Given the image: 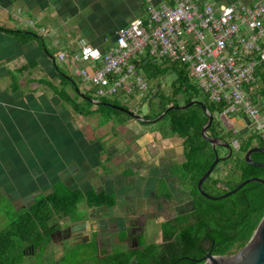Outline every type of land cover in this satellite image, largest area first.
Masks as SVG:
<instances>
[{"label": "crops", "instance_id": "0c3cea01", "mask_svg": "<svg viewBox=\"0 0 264 264\" xmlns=\"http://www.w3.org/2000/svg\"><path fill=\"white\" fill-rule=\"evenodd\" d=\"M23 1L26 5L34 1L35 6L42 10L48 9L49 5L53 4V0ZM148 1L141 0L137 3V0H134L124 7L120 5L119 10L122 12L118 11L119 22H123L122 19H127L131 15L128 13L132 11L130 7L135 6L137 12L142 10L145 12L146 3H150ZM167 1L169 0H152V3L159 5ZM205 1L222 5H248L256 0ZM2 2L0 5L3 6ZM7 10L4 8V11ZM29 10L23 11L27 14ZM10 25L6 28L18 29L12 23ZM38 25L45 29L44 24ZM3 39L5 42L8 41V45L2 44L3 50L0 51L2 54L0 84L6 76L9 83L5 88H0V169L4 168V173L8 175L9 181L6 186L10 192L4 191V193L9 201L15 203V206L12 205L14 211L31 206L37 198L53 193L58 186L83 193L89 191L105 193L115 197V206L90 208L84 201L90 221L84 219L73 222L70 217H65L71 222L69 235L72 237L71 234L82 233L91 238V233L108 234L110 227L117 225L122 233L117 235V239L124 243H128L126 229L132 220L142 221L139 227L141 235H144L147 221L153 219L157 222V231L161 234L162 240L163 223L194 211L190 184L186 186L174 170L176 166L182 167L186 162L182 138L165 128L155 129L126 116V119L137 121L144 126L134 134L129 143L130 149L127 151L120 148L122 143L117 140L118 129L113 120L109 122L110 131H103L109 123L101 125L102 127L97 130V136L93 137L82 132L80 128V131L72 130L67 122H72L74 114L77 113L49 86L40 82L47 79L57 85L49 75L50 70L52 73L50 60L44 56L39 44L33 42L19 46L12 37L0 34V40ZM78 39H82V36ZM56 42L60 43V41H53L59 51L74 47L76 44L72 41L71 44L66 42L63 46ZM7 49L9 50L6 51ZM13 50L15 53L12 52ZM42 59L46 62V70L41 67ZM32 61H37L40 65L20 74V90L12 91L10 73ZM88 92H90L89 88ZM69 94L72 95L70 92ZM98 120L101 121L100 116ZM72 125L74 126L73 123ZM228 125L232 126L231 123ZM111 134L113 137L110 138ZM100 138L104 139L103 142L99 140ZM223 150L225 154L227 150L224 148ZM101 166L107 168L103 170L100 169ZM228 170L229 168L225 169V172ZM166 213H170V216ZM70 236L67 239H70ZM137 246H129V249ZM114 250L112 248L111 251Z\"/></svg>", "mask_w": 264, "mask_h": 264}, {"label": "trees", "instance_id": "16d2710c", "mask_svg": "<svg viewBox=\"0 0 264 264\" xmlns=\"http://www.w3.org/2000/svg\"><path fill=\"white\" fill-rule=\"evenodd\" d=\"M37 27L40 28L39 25ZM0 34L12 37L19 46H26L33 42L39 44L44 56L50 60L51 77L57 78L59 85H54L47 79L40 80V82L49 86L77 114L86 117L99 115L101 116L100 125L109 123L119 115L134 119L108 105L96 106L83 99L76 90L80 89L79 85L63 73L57 63L56 56L47 48L45 38L36 30L29 28L7 29L0 25ZM39 65V62L32 61L10 73L11 90L18 92L21 87L19 84L20 74ZM142 69L147 78L154 82L153 92L148 99L149 107L151 109L153 101L158 100L159 110L154 116L148 113L142 117L155 120L166 112L160 121H166L168 131L184 140L186 162L181 168L192 176L190 194L195 208L191 213L178 216L162 224L163 242L161 244L151 243L142 246L138 242L136 248L127 251L114 250L105 256H101L97 248L96 264H132V262H134L133 264H200L196 262V259L203 257L206 252H211L213 255H235L250 241L264 217V184L250 183L236 194L219 201L202 196L198 189L200 178L209 170L216 159V154L223 157L228 152L221 154L219 149L222 147L215 151L203 137L202 129L209 118L202 106L193 105L185 110L168 109L186 105L194 100L201 101L214 115V121L208 129L207 135L220 138L230 145L231 140L239 144L238 151L234 150V155L230 159L234 160L233 165L235 166H230V168L222 166L216 170L217 166L214 170L216 174L211 175L203 184L204 190L211 196H213L211 190L225 187L224 179L216 176L223 167L229 168L226 172H229L227 176L235 173L242 177L239 184L249 178L264 176V169L250 166L247 164L245 156H242L255 146L264 147V141L252 131L248 133V128L243 129L240 134L224 135L221 124L216 119L223 112L224 105L214 103L203 95L188 71L181 68L179 64L163 66L144 61ZM171 71L174 72L175 78L172 80L170 93H167L163 83ZM257 79L256 84L259 85V89L257 94L253 95L254 102L264 103V66L257 72ZM69 86H72L77 97L69 94L67 90ZM92 92L95 95L94 91L85 93V95L88 98L96 99L97 96L95 95V97ZM97 99L128 109L116 100L110 102L106 98L98 97ZM94 107L96 109H93ZM261 109L264 113V107L261 106ZM137 114L141 116L139 111ZM142 124L147 125L148 123L142 122ZM253 158L264 162V154H255ZM239 184L228 186V190H225L224 194L232 191ZM84 201L90 208H112L116 204L115 197L105 193L98 194L95 191L83 193L79 190L71 191L58 187L53 193L37 198L31 206L20 211L13 210V215L6 211L9 224L0 232V264H26L25 261L29 255L25 254L24 249L27 245H33L36 253L38 250H45L47 245L52 242L51 234L60 228L58 221L53 222V220L57 219L56 217H70L73 222L82 221L83 219L77 217L76 213L79 204Z\"/></svg>", "mask_w": 264, "mask_h": 264}, {"label": "built area", "instance_id": "2783aa9c", "mask_svg": "<svg viewBox=\"0 0 264 264\" xmlns=\"http://www.w3.org/2000/svg\"><path fill=\"white\" fill-rule=\"evenodd\" d=\"M56 60L75 67L97 97L135 96L144 103L154 82L142 69L143 62L179 64L203 95L224 105L221 120L233 124L237 115L264 141V103H255L253 97L259 89L257 72L264 66V0L248 5L151 2L143 17L117 32L115 45L105 52L81 39L60 50ZM168 76L175 78L172 71Z\"/></svg>", "mask_w": 264, "mask_h": 264}, {"label": "rangeland", "instance_id": "374dc122", "mask_svg": "<svg viewBox=\"0 0 264 264\" xmlns=\"http://www.w3.org/2000/svg\"><path fill=\"white\" fill-rule=\"evenodd\" d=\"M0 1H4L2 2L4 3V5H0V24H2V26L5 28L10 27V24L12 23L13 26L17 27L18 29L29 28L36 30L41 36L45 38L47 48L51 53H54L55 56H57L60 51L55 46L53 41L59 40L60 43H56L58 45L63 44L64 46L66 42L70 43L72 41L76 42L77 40H81L78 39L81 36L82 39L86 40L87 42L89 41L94 47H97L102 52H105L107 49L115 45L117 32L123 26L130 24L132 21H134L135 18L141 16L143 17L145 15V12L143 10L141 12H137L136 9H134L135 6L134 8L130 7L132 11L128 13L131 15L127 19H122L124 20L123 22H119V14L122 12V10H119L120 5L121 7H124L126 4L134 0H53V4H50L48 9L45 10H42L41 8H39V10L38 7L35 6L34 1L29 2V4L27 5L23 0ZM140 1L141 0H137V3H139ZM148 2L151 3L152 0H149ZM4 8H7L8 10L4 11ZM29 9H31V11ZM23 10H29L27 12L28 15ZM118 11H120V13ZM126 16H128L127 12ZM38 24H44L45 29H43V27L38 28ZM42 32L48 36L44 35ZM51 34L53 35L51 36ZM0 44V51H2V44L8 45V41L5 42V39L0 40ZM8 50L9 49H7L6 51ZM12 52L15 53L14 50ZM1 56L2 54L0 53V57ZM58 64L60 65L63 73L72 78L79 85L81 91L88 93V88L90 85L83 82L82 79L76 74L75 67L61 63ZM41 67H44V69L46 70V62L43 59L41 60ZM45 72L47 75V71ZM49 75L51 74L49 73ZM51 80H53L55 84L59 85L57 78L52 77ZM172 80L173 77L168 76L166 78V81L163 83V86L167 93H170ZM8 83L9 79L6 76L4 77V79H2L0 88H5ZM45 89L47 88L45 87ZM67 90L73 95V97H77L72 86L67 87ZM92 94L94 95V93ZM97 98L98 97H96V100ZM106 99L110 102L116 100L121 105L126 106L130 111L136 113L139 111L141 113V116H144L148 113L151 116H154L159 111L157 106L158 100L153 101V107L150 109L148 102L144 103L142 101H139V99H137L135 96H122L120 98L115 97ZM98 118L99 116L97 115L93 116L92 118H84L79 114H74V120L67 123L72 130L75 129V131H80L81 129L82 132L84 131L88 136L91 135V137H93L97 136V130L102 127ZM232 118L235 119V122L231 126L228 125L230 123L226 124L223 120H221L220 116L216 117V119L219 120L221 124V130L224 135L228 136L230 134H240L244 127V124L239 121L240 118L237 115L232 116ZM113 122L118 129L116 135V137L118 138L117 140L122 143L120 148L127 151L128 149H130L129 143L132 141L134 134L138 130H142L144 126L140 125L137 121L126 119L124 115L115 116ZM72 123L74 124V126L72 125ZM146 126H152V128L155 129L165 128L168 131V125L166 121L152 122L150 124H147ZM110 128L111 123L105 126L103 131H110ZM111 137H113L112 134L110 135V138ZM99 140L103 142L104 139L100 138ZM230 143L234 147L235 152H237L238 148L235 145V141L231 140ZM219 150L221 154H224V150L222 148H220ZM242 156L244 155L242 154ZM76 159H78V156H76ZM233 162L234 160L222 162L218 165L216 170L226 164H228L229 166L227 167L230 168V166L233 165ZM101 167L100 169L103 170L107 168V166ZM225 169L227 168L223 167L220 173L222 174ZM3 170L0 169V232H2L9 224V219L5 212L8 211L10 214L12 213L11 215H13L12 205L14 204L13 206H15V203L9 201L6 194L4 193V191H10L6 186V183L9 181L8 175L4 173ZM174 170L177 172L178 176L186 186L191 184V175H188L179 166H176ZM215 172L212 174V176L216 174ZM220 173L216 176L223 177V174L221 175ZM241 180L242 177L240 175L231 173L223 180V184L225 185V187L221 189H213L211 190V193L216 197L221 196L224 194L225 190H228V186L232 187L236 184H239ZM85 206L86 205H84V202H81L79 204L76 216L81 217L83 220L86 219L90 221V216L89 213L85 210ZM56 218L57 219H54L53 222L58 221V224L60 226L62 225L61 227L63 228H67L71 225V222L66 218ZM135 221L140 223V220ZM71 235L75 238L72 243L67 238H65L63 241H52L47 245L45 250H38L34 256L27 257L25 261L26 264L34 262L37 264H96V250L99 247L101 256H105L106 254L111 253L112 248H114L116 251H127L129 249V245L127 243L118 241L117 235H112L110 238H107V234L104 233H102V235H98L100 246L98 245L97 234L91 233V238L89 236H84L82 233ZM122 238H124V235H122ZM151 243H162L161 234L159 233V231H157V222H155L153 219H149L147 221L146 232L139 238V244L142 246Z\"/></svg>", "mask_w": 264, "mask_h": 264}, {"label": "water", "instance_id": "95a60500", "mask_svg": "<svg viewBox=\"0 0 264 264\" xmlns=\"http://www.w3.org/2000/svg\"><path fill=\"white\" fill-rule=\"evenodd\" d=\"M78 94L83 98L94 105H105L110 106L111 108L115 110H119L123 113L128 114L132 118L140 121V122H146V123H152V122H158L160 121L165 115L166 112L162 113L157 119L155 120H148L144 117L140 116L139 114L132 112L122 106L107 104L103 101L88 98L79 88L76 89ZM193 105H200L202 106L203 110L206 112L209 121L204 125L202 129V135L205 138L207 142L211 144L213 149L216 151L217 148L222 147L228 151V154L226 156L221 157L219 154H216V159L209 168V170L200 178L198 182V189L202 196L206 197L207 199L219 201L226 199L234 194H236L238 191L242 190L245 186H247L250 183H259L264 184V179L261 178H249L245 181H243L241 184H239L235 189H233L230 192H227L221 196H211L209 195L203 188V184L207 181V179L213 174V171L215 168L222 162H225L227 160H230L234 155V147L230 145L227 142H224L222 139L217 137H210L207 135L208 129L211 127L213 121H214V115L209 111L207 106L204 105L203 102L194 100L186 105H182L180 107H170L168 110L172 109H182L185 110L188 107H191ZM246 124L249 125V120L246 119ZM254 154H264V147H253L251 148L245 155V160L249 165L258 166L261 168H264V164L262 163H256L253 161L252 156ZM195 206V205H194ZM51 238L54 242L56 241H62V234L61 233H53L51 235ZM202 264H264V217L260 221L257 229L254 232V235L250 239V241L235 255H213L212 253H208L204 259L202 260ZM134 262H132L133 264Z\"/></svg>", "mask_w": 264, "mask_h": 264}, {"label": "flooded vegetation", "instance_id": "af4514ba", "mask_svg": "<svg viewBox=\"0 0 264 264\" xmlns=\"http://www.w3.org/2000/svg\"><path fill=\"white\" fill-rule=\"evenodd\" d=\"M248 133L251 131L250 129H248ZM255 155V154H254ZM254 155L252 156V159L254 162L256 163H262L264 164L263 161H259V160H255L253 157ZM225 156V155H224ZM245 156V155H244ZM222 157V156H221ZM248 164V163H247ZM224 166H229L228 164L224 165ZM231 166H235V165H231ZM250 166H253V165H250ZM253 167H258V166H253ZM261 168V167H259ZM216 169V168H215ZM264 169V168H262ZM214 172V171H213ZM221 171L218 172V174L220 173ZM229 173V172H228ZM228 173H226L225 171L222 172L223 174V177H220L222 179H225V177L228 175ZM221 174V173H220ZM221 174V175H222ZM256 178H261V179H264V176H258ZM162 199V198H161ZM167 216H170V213H166ZM138 223V224H137ZM142 221L140 220V223L137 222V221H134L132 220V222L129 223L127 229H126V236H127V244L130 246V247H134V246H137V242H138V239L141 235V230H140V227L139 225H141ZM110 232H108L107 234V238H110L112 235H119V234H122L120 232V228L117 226V225H112L110 227ZM71 231L70 227H67V228H63V227H60V228H57L53 233H61L62 234V241L65 239V238H68L70 235L68 234L69 232ZM52 233V234H53ZM51 234V235H52ZM99 235H102L101 232H99ZM52 239V238H51ZM75 238L74 237H71L70 236V239L69 241L72 243L73 240ZM97 240H98V235H97ZM53 241V240H52ZM98 245H99V240H98ZM133 249V248H132ZM205 250H208V248H205ZM24 252L25 254L29 255V256H34L36 254V251H35V248L34 246L32 245H27L24 249ZM98 252L100 253V248L98 249ZM208 253H211V252H206L205 255H203V257L201 258H198L196 259V262L202 264V260L204 259V257L208 254Z\"/></svg>", "mask_w": 264, "mask_h": 264}]
</instances>
